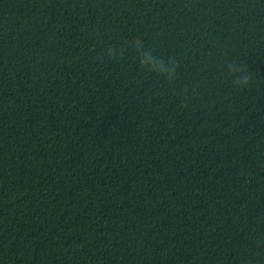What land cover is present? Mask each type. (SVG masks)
<instances>
[{
    "label": "trees",
    "instance_id": "obj_1",
    "mask_svg": "<svg viewBox=\"0 0 264 264\" xmlns=\"http://www.w3.org/2000/svg\"><path fill=\"white\" fill-rule=\"evenodd\" d=\"M0 264H264V0H0Z\"/></svg>",
    "mask_w": 264,
    "mask_h": 264
},
{
    "label": "clouds",
    "instance_id": "obj_2",
    "mask_svg": "<svg viewBox=\"0 0 264 264\" xmlns=\"http://www.w3.org/2000/svg\"><path fill=\"white\" fill-rule=\"evenodd\" d=\"M131 59L138 61L140 63L141 68L148 71L156 72L157 74L162 75L164 77L170 76L175 71L174 66H170L164 63L149 51L136 50L132 54ZM236 83L239 85L247 83V77L238 80Z\"/></svg>",
    "mask_w": 264,
    "mask_h": 264
},
{
    "label": "bare ground",
    "instance_id": "obj_3",
    "mask_svg": "<svg viewBox=\"0 0 264 264\" xmlns=\"http://www.w3.org/2000/svg\"><path fill=\"white\" fill-rule=\"evenodd\" d=\"M2 226V225H1Z\"/></svg>",
    "mask_w": 264,
    "mask_h": 264
}]
</instances>
